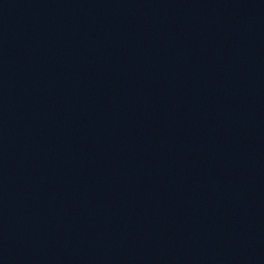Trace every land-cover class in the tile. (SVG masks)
I'll list each match as a JSON object with an SVG mask.
<instances>
[{"label": "water", "instance_id": "95a60500", "mask_svg": "<svg viewBox=\"0 0 264 264\" xmlns=\"http://www.w3.org/2000/svg\"><path fill=\"white\" fill-rule=\"evenodd\" d=\"M0 264H264V0H0Z\"/></svg>", "mask_w": 264, "mask_h": 264}]
</instances>
